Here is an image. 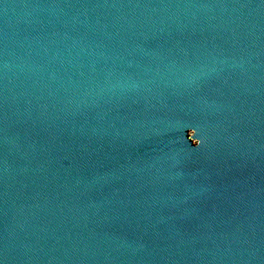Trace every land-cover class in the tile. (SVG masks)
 <instances>
[{"label": "water", "instance_id": "1", "mask_svg": "<svg viewBox=\"0 0 264 264\" xmlns=\"http://www.w3.org/2000/svg\"><path fill=\"white\" fill-rule=\"evenodd\" d=\"M0 264H264V0L1 24Z\"/></svg>", "mask_w": 264, "mask_h": 264}]
</instances>
